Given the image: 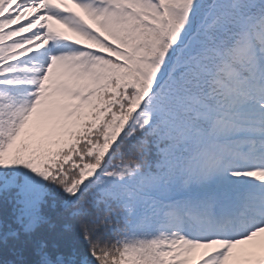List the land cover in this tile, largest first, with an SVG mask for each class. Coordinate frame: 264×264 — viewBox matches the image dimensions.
I'll list each match as a JSON object with an SVG mask.
<instances>
[{"label":"snow or ice","instance_id":"obj_1","mask_svg":"<svg viewBox=\"0 0 264 264\" xmlns=\"http://www.w3.org/2000/svg\"><path fill=\"white\" fill-rule=\"evenodd\" d=\"M0 264H264V0H0Z\"/></svg>","mask_w":264,"mask_h":264}]
</instances>
